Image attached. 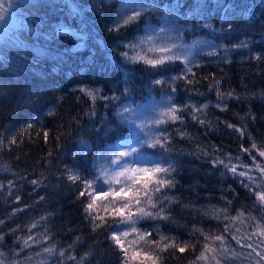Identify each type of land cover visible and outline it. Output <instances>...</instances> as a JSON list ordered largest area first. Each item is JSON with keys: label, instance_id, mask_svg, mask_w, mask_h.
Here are the masks:
<instances>
[{"label": "trees", "instance_id": "1", "mask_svg": "<svg viewBox=\"0 0 264 264\" xmlns=\"http://www.w3.org/2000/svg\"><path fill=\"white\" fill-rule=\"evenodd\" d=\"M146 2L154 5L155 10L142 17V27L120 32L109 31L119 10L116 0L19 3L15 25L0 39V134L4 137V145L0 147V183L5 185L0 188V219L5 221L0 229L8 233L16 225L23 228L0 241V251L8 254L6 264L17 258L16 236H26L24 226L41 216H47V220L32 231L47 229L57 252L73 245L77 260L89 254L84 257V264H120L121 254L109 235L122 225L109 219L111 227L93 231L83 211L86 198H78V185L69 182L62 173L66 165L91 179L100 165L112 158L118 145L133 138L131 126L115 112L117 108L127 104L141 106L169 95L176 104H208V108L200 116L206 124L185 116L183 124L163 126L172 134L167 151L142 150V154L172 165L175 186L162 192L175 199L166 208L169 220H142L141 227L151 230L153 239L158 240L160 232L196 245L195 252L189 249L173 253L170 249L157 253L160 264H194L205 241L199 233L191 232L193 226L210 235L223 232V222L211 218L214 209L227 208L230 216L240 209L245 215L250 213L257 218L264 215V207L256 203L255 196L241 185L240 179L212 163L225 153L239 156L241 145L249 147L253 139L258 145L264 143V0ZM165 9L168 18L183 27L185 40L211 45L205 51L195 52L198 62L188 74L195 83L177 80L172 85L175 92L169 86L170 78L183 72V63L170 65L163 73L169 82L156 85L153 81L160 75L154 70L142 63L126 64L119 55L129 42L145 32L147 23L154 27L161 24ZM241 42H247V47H233ZM79 43L82 45L77 46ZM213 51L216 54L210 55ZM257 54L262 59H255ZM216 81L220 82L218 86ZM84 86L98 89L102 96H118L119 100L97 99L93 104L79 90ZM218 91H231L234 96L221 101ZM217 103L222 107L217 108ZM93 108L95 115H88ZM53 110L54 114H49ZM28 124L33 127L28 129ZM227 124L245 128L247 134L241 137ZM177 128L186 130L191 138L176 135ZM44 130L49 133L47 141ZM12 136H16L17 143L9 146ZM241 159L250 163L247 155ZM34 179H42L43 183L37 187L30 183ZM9 181L14 182L10 190ZM99 203L101 209L106 204ZM16 208L23 211L13 215ZM100 214L104 215L103 211ZM236 227L241 229L238 235L247 231L244 225ZM43 246H49V242L45 241ZM40 251L41 246L34 245L18 258ZM36 259L33 257V264ZM39 259L57 264L56 256L44 254Z\"/></svg>", "mask_w": 264, "mask_h": 264}, {"label": "snow or ice", "instance_id": "2", "mask_svg": "<svg viewBox=\"0 0 264 264\" xmlns=\"http://www.w3.org/2000/svg\"><path fill=\"white\" fill-rule=\"evenodd\" d=\"M155 10V6L146 2V0H121L120 8L117 13V18L113 21L109 28L110 32H120L122 29L130 27L140 29L142 17L150 14ZM4 11L3 5H0V13ZM174 15V13H172ZM169 13L165 9V16L163 19L165 27L155 28L151 23H147L143 28L145 35L139 37L136 42H129L125 48L126 50L119 55L123 58L126 64H143L149 70H154L155 74L160 75L159 79L153 81L156 85H164L169 81L165 79L163 73L169 70V66L177 61L183 63L184 70L178 75L171 77L172 92L176 91L173 87L175 81L185 80L187 84H193L195 81L189 79L188 74L192 72L194 61L192 57V47L195 44L207 43L205 41H195L193 46L185 45L182 41L181 35H172L173 32H178L173 27H167L171 22L168 18ZM3 15H0V20ZM209 27H211L209 25ZM151 33V34H148ZM235 48L247 47V42H241L234 45ZM227 52L228 50L225 49ZM213 51L210 55H215ZM255 59H262L257 54ZM219 85V81L215 82ZM83 94L91 99L93 104L97 99L101 100H119L118 96L112 97L102 96L98 89H91L87 86L79 89ZM127 91V89L125 90ZM219 100H224L225 97H233L234 93L217 92ZM168 104L166 107L159 108L154 115L146 119L140 118L141 106H132L130 104L121 105L118 115L132 126V140L124 141L117 146V152L113 154L110 164L113 167H101L97 174L91 179L82 176L79 169L71 168L65 165L62 175L72 184L78 185V198H86L87 202L84 205L85 218L92 224V230L111 227L109 219L115 224L126 225L128 230L119 229L110 232L109 238L114 246L121 254L120 264H160V255L172 250L173 253H184L191 249L195 252L196 245L179 241L175 236H168L157 232L159 239H149L151 233L147 231H140L136 225L141 220H161L166 221L170 219V215L166 212V208L174 202L175 198H169L163 194L162 189L170 190L175 186L171 173L174 171L171 164L165 167L162 163L150 160L146 155L142 154L145 148H160L165 151L168 150L171 133H168L162 126L175 124L179 122L184 123L185 116H191V119L198 124H206L207 121L201 119L200 116L208 104L197 106L196 104H176L172 101L171 95L167 97ZM217 108L222 105L217 103ZM227 105H223L226 110ZM49 114H54V110ZM88 115H95L94 108L90 110ZM135 117V118H133ZM139 120V123H137ZM226 123V122H225ZM32 124H28L27 128L31 129ZM227 127L238 132L241 137L247 134V130L242 127H237L234 124H227ZM141 130L145 138L141 139ZM23 129L21 133H23ZM176 135L182 138H191V134L186 130L177 128ZM40 133H37L39 135ZM48 131H43L45 141L48 139ZM59 140V137H57ZM17 143L16 136L8 141V145ZM4 145L3 134H0V147ZM86 148L87 145L85 144ZM83 150V149H82ZM255 152L257 155H253ZM207 155V153H204ZM75 156L76 153H73ZM247 155L250 163H244L241 157ZM51 156V152L49 153ZM127 158V159H126ZM213 165L222 166L227 172L240 179L241 185L248 189V191L255 196L256 203L264 207V143L257 144L253 139L249 147L241 145L240 155L233 156L231 153H225L223 158H216L212 160ZM103 181L107 185V190L101 187L100 182ZM31 184L39 187L42 179H34L30 181ZM9 190L14 186L13 181L8 182ZM119 186V187H117ZM151 186V187H150ZM5 185L0 183V188ZM99 189V190H98ZM160 194V195H157ZM41 200L44 197H40ZM19 201L20 197L16 196ZM108 201L101 209L100 203ZM167 201L165 204L164 202ZM230 203V202H229ZM24 207H28L25 205ZM135 207V212H133ZM23 211L22 208L13 210V215L16 212ZM103 211L104 215H101ZM207 214V213H206ZM212 219L222 221L224 224L223 232L216 235H210L202 228L193 226L191 232L199 233L204 239L201 245V251L196 256L194 264H264V215L259 218L252 216L250 213L245 215V211L240 209L235 216H230L227 208L214 209L212 212ZM47 216H41L35 222L25 225L27 235L16 236V251L14 258L8 260L7 264H33V257H36L35 264H46V261L39 259L44 254L49 257L56 256L57 264H66L67 261H74L76 264H84V257L77 260L74 254L75 249L73 245H69L67 249L61 248L57 252L56 246L51 244V235L47 229L44 232L33 233V229H37ZM5 221L0 219V225ZM237 224L244 225L247 231L242 235ZM18 231H23L21 225H16L10 228L8 233L0 229V241L5 239L6 235H16ZM129 237L132 239L129 240ZM48 241L49 246L44 247V242ZM79 241V237H77ZM234 242V245L233 243ZM34 245H40L41 251L34 252L32 255H25L20 259L21 253L26 250L31 251ZM2 247V245H0ZM149 247L153 251H146ZM9 251H12L11 249ZM153 252L158 254H153ZM7 253L0 251V264H6Z\"/></svg>", "mask_w": 264, "mask_h": 264}, {"label": "rangeland", "instance_id": "3", "mask_svg": "<svg viewBox=\"0 0 264 264\" xmlns=\"http://www.w3.org/2000/svg\"><path fill=\"white\" fill-rule=\"evenodd\" d=\"M22 0H0V5H3V8H4V11L2 13H0V15H3V19L0 20V39L5 35V33L7 31H9L16 23V14H17V10L19 8V3L21 2ZM117 3L119 4V8H120V4H121V0H116ZM170 24L167 25V27H173L175 29L178 30V32H173L172 35L175 36L177 34L181 35L182 37V41H178V42H183L185 45H188V46H193L194 45V42L195 40H185L184 37H183V27L181 25H178L177 23H174L172 19H170ZM153 26V25H152ZM154 27V26H153ZM160 27H165L164 25V22H163V19H162V22L161 24L159 23V25H157V27L155 28H160ZM148 34H151V33H148ZM145 35V32H143L141 35H139L138 37H136L135 41H137V39L139 37H142ZM80 40V38L78 39ZM197 41V40H196ZM82 43H79L77 46H81ZM209 45V46H208ZM208 46V47H207ZM209 47H211L210 44H206V43H203V44H195L193 47H192V57L191 59L194 61V64L198 62V58L196 55V51L199 49V50H202V51H205L207 50ZM173 101V100H172ZM168 104V99L165 98L163 100H155V101H152V102H149L147 104H144V105H141L142 107V111L140 109H138V111L140 112V118L141 119H146L148 117H151L152 115L155 114V112L159 109V108H162V107H166ZM121 109L117 108V110L115 111L116 113H119ZM135 118V117H133ZM137 123H139V120H137ZM163 127V126H162ZM131 129H132V126H131ZM137 131H141L139 129H137ZM145 138V135L144 133L141 131V139L143 140ZM132 140V139H131ZM117 150H115L114 153H116ZM150 160L152 161H155V162H159V163H162L165 167H167V165H165L163 163V161L159 158H156L155 156L153 155H146ZM111 157L109 158V161L106 163H102L100 166L101 167H113L112 165L110 166V161H111ZM127 159V158H126ZM101 184V187L104 188V190H107V185L103 183V181L100 182ZM119 187V186H117ZM99 190V189H98ZM105 203H108V201H105ZM133 212H135V207H133ZM142 221V220H141ZM140 221V222H141ZM138 223L136 225V227L140 230V231H147V232H150L151 233V230H147V229H144L141 227V223ZM119 229H125V230H128L127 226L126 225H122V227H120ZM118 229V230H119ZM132 239V237H129V240ZM149 239H153V238H150ZM146 251H153L151 248L149 247H146L145 248ZM153 254H157L155 252H153Z\"/></svg>", "mask_w": 264, "mask_h": 264}]
</instances>
